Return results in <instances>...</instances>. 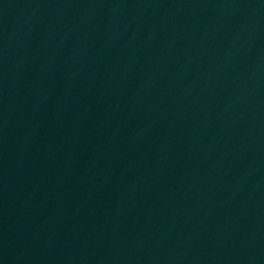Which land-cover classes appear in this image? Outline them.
<instances>
[{
	"label": "water",
	"instance_id": "95a60500",
	"mask_svg": "<svg viewBox=\"0 0 264 264\" xmlns=\"http://www.w3.org/2000/svg\"><path fill=\"white\" fill-rule=\"evenodd\" d=\"M0 264H264V0H0Z\"/></svg>",
	"mask_w": 264,
	"mask_h": 264
}]
</instances>
